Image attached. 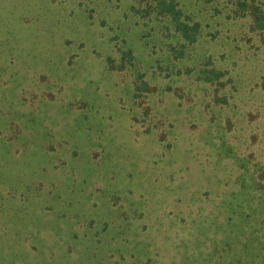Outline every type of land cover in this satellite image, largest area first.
I'll return each mask as SVG.
<instances>
[{"label": "rangeland", "instance_id": "1", "mask_svg": "<svg viewBox=\"0 0 264 264\" xmlns=\"http://www.w3.org/2000/svg\"><path fill=\"white\" fill-rule=\"evenodd\" d=\"M145 1L0 0V264H160L227 237L195 216L237 190L239 172L252 183L234 157L264 162V94L250 90L264 46L224 11L212 24L227 45L179 56ZM207 6L188 3L204 24ZM237 46L220 62L237 61L238 81L217 101L200 62ZM257 227L239 229L245 253ZM183 228L191 244L162 237Z\"/></svg>", "mask_w": 264, "mask_h": 264}, {"label": "trees", "instance_id": "2", "mask_svg": "<svg viewBox=\"0 0 264 264\" xmlns=\"http://www.w3.org/2000/svg\"><path fill=\"white\" fill-rule=\"evenodd\" d=\"M188 3L196 6H207L209 4V7L207 6L211 9L209 21L204 24V20L198 12L188 9ZM142 4L143 6H139L140 9L147 13L156 11L163 20L167 21V28L174 33L173 38L175 40L171 42V45H173L176 53H179V56L183 57L186 54L185 48L194 50L201 43H205L209 46V49L211 48L210 44L226 46L228 37L221 36L223 29L217 28L216 25L212 24L214 17L224 11L227 18L248 19L250 21L249 30L254 34L257 42L262 47L264 46V10L260 4L255 3V0H220L216 4L215 0H146ZM236 39L234 38V41ZM237 49H239L238 46L234 50H230L231 52L228 50L226 54L222 55L209 52L200 62L203 66L197 72V77L202 82H211L215 85L218 91L217 101L224 99V101L229 103L225 92L219 95V91L221 92L220 87L222 86L223 89L229 81L234 83L235 86L238 81V74H233V72L238 71V68H236L238 66L237 61L233 60L231 62L237 64L234 67L231 64L227 65V63L223 66V63H221L230 59L231 53ZM241 67H243V64ZM189 70L194 71L193 68ZM261 80L262 82L254 81L250 90L252 92L260 90L263 96L264 76H261ZM143 84L145 85L144 89L147 90V82ZM256 118L258 117H254V119ZM225 128L226 126L223 129ZM222 133L223 136L221 138H224L226 133L224 130H222ZM257 134L256 131H253L251 137L257 136ZM228 149L230 151L229 155L232 157L231 153L234 146L229 144ZM234 158L243 165L242 167L249 166L248 172L253 171L255 177L251 179L252 183H248L247 171L245 173L239 172L233 178L232 183L234 189L237 190H232L230 195L227 192L217 193L218 196L224 195V199L219 205H207L208 201H200L201 207L195 216L197 223L202 228L216 225V230L228 232L227 237L224 240L215 237L212 245L210 244L211 247L209 246L210 250L205 252V256L204 252H197L193 248L188 254L180 257L174 256L170 262L162 261L159 262L160 264H264V162H254L252 153H245L241 157L236 156ZM231 179L227 180L226 183H229ZM210 192L215 193L216 190L211 188V191L205 192V194L208 195ZM158 217L157 220L159 219ZM235 219H238L239 224L234 222ZM182 221H187L185 216ZM256 224L260 225V227H257L256 230L254 229L257 232V236L253 237L254 240L252 241L254 245L251 246V242L249 244L251 252L245 253L244 250L245 248L247 249L248 242L243 243L244 248L242 249L237 245V240L241 237L239 229L242 228L243 230L244 225L251 226ZM193 236L194 234L192 233L186 236L183 228L182 230H175L174 234H170V236L165 232L162 237L163 239L166 237L171 238L174 245L178 246L176 241L180 239L191 244ZM124 240L126 239L124 238ZM158 254L159 252L156 251L155 255ZM154 260H156L154 255L147 254L145 260L143 259L140 264H154ZM120 263L121 261L115 262V264Z\"/></svg>", "mask_w": 264, "mask_h": 264}]
</instances>
